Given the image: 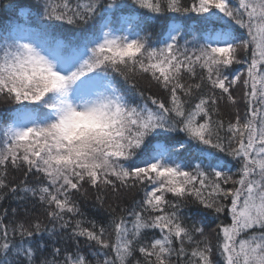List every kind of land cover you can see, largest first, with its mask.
<instances>
[{
    "label": "snow or ice",
    "instance_id": "obj_1",
    "mask_svg": "<svg viewBox=\"0 0 264 264\" xmlns=\"http://www.w3.org/2000/svg\"><path fill=\"white\" fill-rule=\"evenodd\" d=\"M132 3L153 14H201L204 43L181 46L172 26L152 46L150 34L112 26L107 17L82 45L0 40V101L16 105L11 122L0 124V201L11 195L27 216L26 202L34 200L46 214V222L5 223L8 209L0 211V264H37L45 245L33 240L44 233H65L72 249L53 247L39 264H264V0ZM37 7L45 20L89 25L118 5L43 0ZM141 75L167 98L145 95ZM238 85L244 116L237 110L226 120L220 104H237ZM189 141L202 146L193 157L199 162H177ZM227 158L239 165L235 172ZM9 167L24 180L10 184ZM89 188L101 209L109 191L114 199L137 188L143 196L119 213L109 204L105 225L88 219L74 198H87ZM209 215L218 222L206 233Z\"/></svg>",
    "mask_w": 264,
    "mask_h": 264
},
{
    "label": "trees",
    "instance_id": "obj_2",
    "mask_svg": "<svg viewBox=\"0 0 264 264\" xmlns=\"http://www.w3.org/2000/svg\"><path fill=\"white\" fill-rule=\"evenodd\" d=\"M77 0H70V3L74 6ZM110 0H104V3H109ZM185 6L190 3V0H183ZM116 5L118 7H113L111 9H102L97 16L96 20L91 21L89 25H80V24H72L69 25L64 21H48L45 20L42 16V8L37 7L38 5L43 4V0H0V40H3L5 37L10 35V31L13 27H15L16 31L31 37L38 38H48L55 39L62 42L67 46H74L77 44H83L86 38H91V34L93 31L99 32L102 24V17H107L108 20H118L122 21L121 26H125V22H132L134 25L130 29L133 32L138 31L141 35L150 34V43L152 46H158L161 43V40L164 39V32L168 28L171 21L176 20L178 25V29L183 35L182 44H185L187 41V46L193 44L197 39L194 38V32H206L208 25L202 19L201 14L197 13H188V14H179L173 12H165L163 14H153L148 12L146 9H140L138 6L132 3V0H115ZM13 5V7H8V5ZM17 5H25L30 7H25L22 11L19 10ZM120 25V23H119ZM118 25V26H119ZM214 27L221 26L220 24L213 25ZM237 36L244 35L243 30H239L236 32ZM202 39V43H204V39ZM180 43V42H179ZM240 65H235L234 69L239 70ZM187 80V76H185ZM138 86L141 90L145 91V95L149 93L152 95H156L160 98H167V93L162 90L158 84L151 80L148 75H141L137 77ZM123 87V85L121 84ZM235 88L233 89V91ZM139 99V98H137ZM16 108V105L8 103L5 104L3 101H0V124L7 123L8 119L11 116L12 111ZM220 109L223 118L230 119L234 118L236 111L238 110L241 117L244 116L246 106L241 110L238 107V102L235 105H232L228 102L222 101L220 104ZM169 135L176 136L177 133H170ZM180 137H183L184 140L188 138L183 134L179 133ZM169 147L178 149V145H169ZM198 146L195 141H189L185 148L189 149L188 152H183L184 159L177 158V162H186V160L191 159V163L195 164L199 161L193 157L198 155L196 152ZM224 155V154H220ZM230 163L229 167L232 168V171L235 172L236 167L239 165L236 162L231 161V158H227ZM7 180L10 184H19L22 180H24L23 171L12 169L9 167ZM29 183L35 182V176L28 177ZM87 187V186H86ZM7 191V189H5ZM143 192L137 189L127 190L122 193L119 199H114L109 191L108 197L105 201V209H101L95 204V193L93 189L89 188L87 198L79 196L78 194L74 197L79 200L81 211L85 214L88 219H95L98 223H103L107 225L109 221V215L106 211L107 206L111 204L116 208L117 213H119L120 207H131L133 201H138L142 198ZM171 199V197H169ZM30 211L27 216L23 211H20L22 205L17 202L11 195L6 196L5 199L0 201V211L3 209H8V216L5 218V223H9L12 221L13 223L19 222L21 220L24 221L25 224H30L31 221L39 217L42 221L46 222V214L43 211L42 207L34 200H29L26 202ZM17 208L18 212L15 217H13L11 209ZM184 214L186 216H190L191 212L189 209L184 210ZM194 219L199 220L200 217H194ZM220 219H224L225 222L226 217H221ZM191 223V220L188 221ZM216 218L212 215L207 217L206 221V233L209 229L214 228ZM153 235L151 232H147L145 234V238H150ZM63 237V239H61ZM18 239V238H17ZM213 245L216 244L215 235H211ZM43 242L45 247L42 251L37 253V264L39 261L45 257L51 258V252L53 247H61L72 249V242L67 238L65 233H60L57 236H49L48 233H44L42 236H37L33 240V246L35 247L38 243ZM83 244V240H81ZM85 252L88 251L87 248L84 249ZM213 259L218 260L219 256L215 252H213Z\"/></svg>",
    "mask_w": 264,
    "mask_h": 264
},
{
    "label": "rangeland",
    "instance_id": "obj_3",
    "mask_svg": "<svg viewBox=\"0 0 264 264\" xmlns=\"http://www.w3.org/2000/svg\"><path fill=\"white\" fill-rule=\"evenodd\" d=\"M119 23H120V25H119ZM121 23H122L121 19H120V21L113 20L112 26L120 27L121 26ZM171 24H172V26H175L177 28H178V26H180V25H177V21L176 20L171 21ZM129 25H131V28H132V26L134 24L132 22L126 21L124 28H128ZM169 30L170 29H167V31L165 33V38L161 40V43H164L166 41V39L168 38ZM11 35H13V34H11ZM17 35H22V34L21 33H18ZM204 35H205V32H194V38H196L197 40L193 44H190L189 45V48L191 49L192 47H196V46H199L200 44H203L201 38H203ZM182 38H183V35H180L179 39H182ZM182 41L183 40H180L179 41L181 46H183ZM233 95L237 98L238 107L242 110L244 108V106H245V102L243 100V87L240 86V85L236 86L235 87V90L233 91ZM137 100H138V102H140L139 99H137Z\"/></svg>",
    "mask_w": 264,
    "mask_h": 264
}]
</instances>
